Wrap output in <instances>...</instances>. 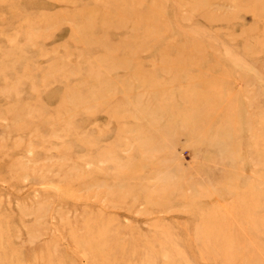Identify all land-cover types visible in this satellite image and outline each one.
<instances>
[{"label": "rangeland", "instance_id": "1", "mask_svg": "<svg viewBox=\"0 0 264 264\" xmlns=\"http://www.w3.org/2000/svg\"><path fill=\"white\" fill-rule=\"evenodd\" d=\"M1 263L264 264V0H0Z\"/></svg>", "mask_w": 264, "mask_h": 264}, {"label": "bare ground", "instance_id": "2", "mask_svg": "<svg viewBox=\"0 0 264 264\" xmlns=\"http://www.w3.org/2000/svg\"><path fill=\"white\" fill-rule=\"evenodd\" d=\"M29 89H30V88H29ZM33 132H34V131H33ZM15 259H16V258H15ZM14 261H16V260H14ZM14 261H13V262H14ZM49 261H50V260H49ZM3 262H5V261H3ZM5 263H6V262H5ZM1 264H2V263H1ZM7 264H8V263H7Z\"/></svg>", "mask_w": 264, "mask_h": 264}]
</instances>
